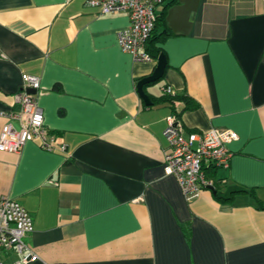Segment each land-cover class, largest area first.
I'll list each match as a JSON object with an SVG mask.
<instances>
[{"label":"crops","instance_id":"0c3cea01","mask_svg":"<svg viewBox=\"0 0 264 264\" xmlns=\"http://www.w3.org/2000/svg\"><path fill=\"white\" fill-rule=\"evenodd\" d=\"M87 1L0 0V114L19 113L22 76H36L44 127L57 139L53 152L37 141L0 152V197L33 218L32 264H264V211L247 193L264 202V0L170 5L173 36L158 44L169 67L145 91L150 100L164 86L176 95L152 106L137 85L157 62H135L119 44L128 14L100 15ZM171 114L185 136L238 134L228 168L204 167L223 197L243 192L231 203L210 188L188 201L166 175ZM6 122L0 116V133Z\"/></svg>","mask_w":264,"mask_h":264},{"label":"built area","instance_id":"2783aa9c","mask_svg":"<svg viewBox=\"0 0 264 264\" xmlns=\"http://www.w3.org/2000/svg\"><path fill=\"white\" fill-rule=\"evenodd\" d=\"M160 2L161 0H88L87 6L98 9L100 15L127 13L130 25L119 33L122 50L131 54L135 62L156 63L147 51V46L156 25V6ZM22 80L24 89L18 95L21 106L19 113L0 114L7 120L0 133V152L18 154L32 141L39 142L44 150L53 152L57 139L44 127L43 109L36 96L28 92L29 89H40V78L23 75ZM162 92L168 96L176 95L169 86L162 87ZM13 120H19V128L13 125ZM166 122L164 134L170 149L165 157V173L177 178L186 200L190 201L212 186L204 171L207 163L229 167L232 154L228 145L238 141L239 136L232 130L218 128L185 136L177 114L168 116ZM59 150L66 151V145H59ZM33 229V218L20 203L0 197V264H32L38 261L37 254L25 242ZM2 251L14 253L17 259L12 263L5 262L1 257Z\"/></svg>","mask_w":264,"mask_h":264},{"label":"trees","instance_id":"16d2710c","mask_svg":"<svg viewBox=\"0 0 264 264\" xmlns=\"http://www.w3.org/2000/svg\"><path fill=\"white\" fill-rule=\"evenodd\" d=\"M176 0L172 1L171 3L167 4L166 6H164L163 10L157 14V20H156V25L155 28L153 30V33L148 41V46H147V51L150 53V55L152 56V58L154 59L155 62L158 61L159 57L161 55H165L164 52L162 51L161 48L158 47V44L165 42L168 38L172 37V33L169 30L167 24H166V14H167V9L170 5H172L173 3H175ZM168 64L166 66V70L168 69ZM165 78V73L162 77V79L155 83V84H149L147 86H153L156 84L161 83ZM168 95H164L161 99H152L151 101L157 102V101H164V102H174V99H172L170 96V98L167 97ZM185 101L186 107L185 110H189V109H195L197 108V105L192 102L190 99L187 98H181ZM211 169V170H210ZM216 169V167L213 168H209L208 170L210 172H213ZM207 170V171H208ZM209 172V174H210ZM216 187V191L217 193L215 194V197L218 201L220 202H224V203H231L235 197V195L243 193L242 191L240 192H234L229 198H225L220 194V190H219V186H215ZM248 195H250L252 198H254L258 204V207L264 211V202L259 200L255 194V192H247Z\"/></svg>","mask_w":264,"mask_h":264},{"label":"water","instance_id":"95a60500","mask_svg":"<svg viewBox=\"0 0 264 264\" xmlns=\"http://www.w3.org/2000/svg\"><path fill=\"white\" fill-rule=\"evenodd\" d=\"M166 66H167L166 57H165V55H161L157 61L156 68H155L154 72L152 73V75L143 78L138 83V85H137L138 94H139L140 98L144 101L146 106H152L153 103L145 91V86L159 82L165 73ZM28 92H30L31 94L37 93V91L35 89H29ZM209 188H210V190L213 191L214 194H216L214 187H209Z\"/></svg>","mask_w":264,"mask_h":264},{"label":"rangeland","instance_id":"374dc122","mask_svg":"<svg viewBox=\"0 0 264 264\" xmlns=\"http://www.w3.org/2000/svg\"><path fill=\"white\" fill-rule=\"evenodd\" d=\"M159 88V87H158ZM155 91H157V87H155ZM5 251H2V253L1 254H3Z\"/></svg>","mask_w":264,"mask_h":264},{"label":"bare ground","instance_id":"6f19581e","mask_svg":"<svg viewBox=\"0 0 264 264\" xmlns=\"http://www.w3.org/2000/svg\"><path fill=\"white\" fill-rule=\"evenodd\" d=\"M37 91V90H36Z\"/></svg>","mask_w":264,"mask_h":264}]
</instances>
